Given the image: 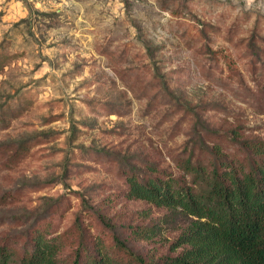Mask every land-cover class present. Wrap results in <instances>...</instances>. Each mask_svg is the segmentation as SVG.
<instances>
[{
    "label": "rangeland",
    "instance_id": "obj_1",
    "mask_svg": "<svg viewBox=\"0 0 264 264\" xmlns=\"http://www.w3.org/2000/svg\"><path fill=\"white\" fill-rule=\"evenodd\" d=\"M232 128L264 140V0H0V244L78 221L175 254L184 222L128 199L124 173L242 154Z\"/></svg>",
    "mask_w": 264,
    "mask_h": 264
},
{
    "label": "trees",
    "instance_id": "obj_2",
    "mask_svg": "<svg viewBox=\"0 0 264 264\" xmlns=\"http://www.w3.org/2000/svg\"><path fill=\"white\" fill-rule=\"evenodd\" d=\"M242 154L219 142L204 161L190 153L177 160L180 174L150 165L143 174L125 171L128 199L165 207L167 220L184 222L170 244L175 254L137 252L113 235L85 232L80 222L51 234L47 224L27 232L21 249L0 244V264H264V140L231 129ZM133 239L151 238L153 222L127 223ZM71 249L63 253L69 245ZM74 245V246H73Z\"/></svg>",
    "mask_w": 264,
    "mask_h": 264
}]
</instances>
